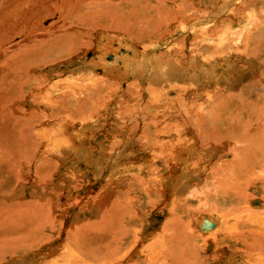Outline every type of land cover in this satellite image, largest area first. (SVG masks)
I'll use <instances>...</instances> for the list:
<instances>
[{"label": "bare ground", "instance_id": "obj_1", "mask_svg": "<svg viewBox=\"0 0 264 264\" xmlns=\"http://www.w3.org/2000/svg\"><path fill=\"white\" fill-rule=\"evenodd\" d=\"M16 1L25 2L26 0H0V16H2V17H0V50L4 49L3 48L4 45L2 47V41H4V42H7L8 40L10 41V39H12V37L19 34L18 32L13 31V29H15L16 27L18 28V25L21 26L22 24L23 25L26 24L27 26H25V27H28V28L24 29V32L21 34L22 36L29 34V33H32V31H33L32 29H34V31H35V28H37V27L40 29H39L38 33H36L37 31H35L28 36L26 35L27 37L31 36V40L33 41L32 43L30 42L31 44L28 43V45H27L24 43V41H23L24 45L20 44L17 47L18 43L15 44L16 49H13L12 53L10 52V54H13V55H11L12 60L13 59H26L27 57H29L28 52H30L32 59H30L29 61L30 62L32 61L33 63H35L34 65L36 67V64H39L43 61H46L47 58L52 59L51 57L56 56L59 53L57 50L61 49L67 53L68 51L71 52V51L79 48V45L81 43V35H84L83 32L82 33L81 32L80 33L70 32L71 30L69 31V28L63 30V32L57 31V30L53 29V27L55 26V23H52V26L49 29H44L43 26H45L44 25L45 23L44 24L42 23V21H43L42 19H44V17L46 18V15L41 16L40 14H37L33 9H29L27 11H18L16 9V6L19 4L16 3ZM102 1H104V4L108 5V6L109 5H111V6H113V5L118 6L119 5L120 6L121 4H123L121 6L125 7L124 4H127V5L129 4V9L130 8L131 9L126 10L127 14H125V15L128 17V19H126V20H134V21L136 20V22H139V23L144 21V19H142L143 15H141L143 13V11L145 10V12L147 13L148 9H150V4H149L150 0H120L119 3H114V0H102ZM164 1H166V0H164ZM231 1L232 0H227V2H225V0H224V2H223V4H225L224 7H226L227 4H230ZM28 2H30V1H26V3H28ZM32 2H34V1H32ZM37 2H39V1H37ZM37 2H35V3H37ZM155 2H156V0H155ZM167 2H168V0H167ZM262 2H264V0ZM44 3H46V2H44ZM49 3H51V2H49ZM66 3H67V1L65 2V4H63V1H61V3L60 2L58 3V5L56 4V7L52 10L53 13L51 12V10H49L51 14L48 13L49 15H47V16L54 15L55 11H57V12L61 11V14H62L64 9L66 8ZM99 3H100V1H97V0H80L74 7H72V10L70 12H67L68 9H67V11L65 10L67 13H69L67 20L71 19L72 20L71 24H73V25L78 24L80 26H86V25L88 26L87 23H90V20L92 21V23L93 22L95 23L96 19H95L94 15L99 14V11H97L96 8L98 6L99 7L102 6V5H99ZM172 3H174V2H172ZM38 4H37V6H38ZM160 4H161V2H160ZM82 6H84V7H82ZM93 6L94 7L97 6V7L93 8ZM19 7H18V9H19ZM39 7H41V3H40ZM45 7H46V5H45ZM41 8H43V7H41ZM105 8H107V6H105L104 9ZM163 8H164V6H163ZM98 9H100L101 12L103 11V10H101V8H98ZM156 9H158V8H156ZM4 10H7L6 14L3 12ZM44 10L46 11V8ZM80 11H81V13H80ZM106 11H107V9L105 11H103V13ZM124 11H125V8H124ZM159 11H160V9H159ZM152 12H153V10H152ZM222 13H224V12H222ZM231 13H232V11L229 14H231ZM260 14L262 15L263 13H260ZM125 15H124V17H126ZM213 15H217V14H213ZM19 16H22V17L18 18V19H11L10 18V17L14 18V17H19ZM92 17H93V19H90ZM261 18H263V16H261L260 19ZM104 20H106V19H104ZM115 21H117V20H115ZM151 21L153 22V19H151L148 22H151ZM119 22H121V21H119ZM148 22L145 24H148ZM153 23H155V22H153ZM153 23H151V24H153ZM181 23L186 24V22L184 23V20ZM252 23H250V25H247V28L244 29L246 32L243 29H241L242 31H239L237 33V35H239V37H237V35H236V38H234V42H235L234 44H235L236 48L243 47L244 50L247 49L248 47H254L253 50L248 51V54H249L250 59H255L254 55H255L257 49H259L260 46L264 45V33H260V31H259L256 35V39H255L254 44H253V38H254L253 33L255 31L257 32L259 30L258 28H260V26L259 25L256 26L255 23L251 26ZM151 24H149V25H151ZM262 24H263V22H262ZM66 25H68V24H66ZM134 25H135V23H134ZM254 25H255V27H254ZM60 26H63V23ZM137 26H138V23H137ZM142 26H144V25H142ZM262 26H261V28H262ZM71 27H72V25H71ZM148 27L146 29H148ZM128 28H130V26ZM203 28H205V27H202L201 29H199V28L195 29L193 32H199ZM80 29H82V28L80 27ZM143 29H145V28H142V30ZM29 30H31V31H29ZM72 30H73V28H72ZM15 31H18V30H15ZM73 31H75V30H73ZM172 32H173V30H172ZM169 34H170V32H169ZM22 36H20V37H22ZM114 39L111 41V43L108 42V44H106V45L102 44L99 46L101 54L103 56L101 55L102 57L100 58V60H102V61L98 62V64L101 67H104L103 72H105V76L96 77V78L93 77V78H90L91 80L88 79V77L87 78L86 77H80V78H78V80H74V82H71V83L69 82V84L67 83L68 86H65L64 88L62 87V89H61L62 92L60 91V89H58L57 87L54 86L53 89H54L55 93H57V95H55L56 97H54V95L53 96L51 95L50 97L47 98L48 103L44 102V105L39 104V109L36 111L37 113L29 114L27 112V110H24L22 108L25 105H23L21 107L15 105V100H17L15 98H17V97L13 96V94H12L13 91L20 93V91H23L24 88H26L30 85V82H34V80H35L34 77L30 75L33 73H29L30 71H32L34 66H32V65H31L32 67H29V65H16L15 66V65H12V60L6 61V64H11V65L7 66V68L8 67L9 68L5 72H3V74H1L2 80L3 81L6 80L8 83L5 84V82L3 83L0 81V93H1L0 94V180L1 181L3 179H5L8 175L9 176L15 175L14 172H13L14 174H11V170L15 167L16 168H19V167L23 168L25 166V164L30 161L29 163H34L35 164L34 166L38 165V169H39V168H41V163H43L44 161L45 162L47 161L46 164H49L48 163V160L50 159L49 155H55L56 154L55 151H59V153H61L60 150L62 149V146H58V145L61 144L62 139H60L59 136L62 135L63 138L66 137L64 135L65 130H68L72 126L75 127L74 124L77 123V122L73 123V120H72L73 117L71 114L65 113L66 109H65L64 102L66 100H69L71 97H74V95L77 91L78 92H77L76 97L80 96V95L84 96V98H86V100L84 99V101H86V102L89 101L91 104H93V103H95L93 100L94 97H96V99H99V100H100V98L109 97V93L104 92V90H102V89L108 88L109 90H113L112 87L114 85H116L117 81L118 80L120 81L124 76L126 78H128L129 76H133V77H135V79L141 77V69L138 67V66L141 67V62H139L137 64V66H135L136 64L132 63L134 65V67L130 68V67H128L129 66L128 62H130L128 58H124V62L122 60V62L124 63L122 66H124L125 69H119L118 68V66L121 63L120 61L119 62L115 61L116 65L110 64L112 66L108 67L109 64L106 61V58H105L106 54H104V52H107L109 49H112L114 43H117L119 45L123 43V40L122 41L118 40L120 42H117ZM232 39L233 38H231V41H230L231 43H233ZM9 41L7 42V44L9 43ZM11 42H13V41H11ZM239 42L242 44V46L239 45ZM83 45H84V43H83ZM94 45H96V44H94ZM98 45H99V43H98ZM124 45L127 46V44H125V43H124ZM152 45H154V44L152 43L148 47L143 48V51L148 50L149 48L152 47ZM230 46L232 47V44ZM45 47H48V49L43 50V48H45ZM117 48L118 49L124 48V50H131L132 49L133 51L139 53V51H138L139 48L137 49L135 46H132V48L130 46L129 47L118 46ZM7 51H9V49H7ZM116 51H117V49L112 50V52H114V53ZM32 52H36V55H39L40 57H42V59L37 58V57L35 58L34 57L35 55L32 54ZM114 53L109 52V54H114ZM138 53H137V55H138ZM169 53L166 52L165 55H167ZM116 54H117V52H116ZM116 54H114V56ZM170 54L168 56H170ZM122 55H120V56H122ZM161 56H160V60H161ZM130 57H132V56H130ZM157 57H159V56H157ZM165 58L162 56L163 60ZM120 59H121V57H120ZM122 59H123V57H122ZM118 60H119V58H118ZM29 61H27V62H29ZM204 61H205V59H204ZM1 63L4 64V62H2V61H1ZM125 63H126V65H125ZM163 63L165 65V67H167L168 70H170L171 72L178 70V69H176L177 67H175V69H174V63H173L172 59L169 61L164 60ZM113 65L117 66V67H113ZM193 66H194V64L191 65V69L193 70V73H198V72L202 71V68L198 69L196 65L193 68ZM121 68H123V67H121ZM196 68H197V70L194 72V70ZM0 69H1V67H0ZM5 69L6 68H4L3 70H5ZM88 69H89V67H88ZM153 69H155V67ZM158 69H159V67H158ZM187 69L188 68L186 67V69L184 68L183 71H186ZM208 69H210V68H208ZM214 69H215V66H214ZM179 70H181V69L179 68ZM156 71H158L157 68H156ZM170 71H169V73H171ZM226 71H230V69H226L225 72ZM91 72H92V70H91ZM190 72H191V70H190ZM213 72H215V71H213ZM223 72H222V74H223ZM203 73H205V72H203ZM209 73H210L209 76H211L213 79L215 77L213 74H215V73H211V72H209ZM157 74L158 75H156L155 77H159L160 80H163V81H164L163 78L165 77V75H167L166 71H163L162 69H161V72H159ZM199 74H196V75H199ZM221 75L218 78H221L224 76V74L222 76ZM260 75L261 74H260V69H259V72L257 73V75H255V76L253 75L254 77H252V78L257 80ZM194 77L197 78L196 81H198L199 83L202 82L200 80V78H198L197 76H194ZM194 77H193V79H194ZM216 77L214 78V81L219 82V80L216 79ZM147 78H148V80H150L149 77H147ZM263 79H264V74L261 75V77L259 79V84L264 86V80ZM37 81H39V80H37ZM139 81H141V80H139ZM189 81H190V79H189ZM141 83L142 82H138V81H137V83H131L126 88L125 92H129L131 94V96H133V94H135L138 97V94H139L138 92H140L141 90L145 91L147 89V88L143 89V86L141 87ZM253 83L256 85V82H253ZM201 84H203V83H201ZM125 85H127V84H125ZM119 86H121V85H119ZM168 86H169V83H168ZM157 87H160V86H157ZM178 87H179V89L181 88L180 86H178ZM227 87H229V88H227ZM165 88H166L168 95H170L169 92L171 90H173V88H169V89H167V87H165ZM193 88H195V89L192 90L190 88L189 89H187V88L182 89L181 88L183 92H180L181 94H179V97L177 99H179V98L186 99V97H188L189 100L186 104L181 103L179 105V107L181 108V113L179 115H175L174 112L171 111L172 103H171V98H170L169 101L167 100L166 107L164 109H162V111L156 110L157 108H155V112H153L152 110L154 108H149L150 104L144 105L143 108H144L145 114H148L149 116H151V123L150 124H146V126H145V124H143V121L141 120L143 117V116H141L142 114L140 115L141 117L136 114L135 116H133L129 120V122L126 123V127L129 128V130H131V131L135 130L134 133L136 131L140 130V128H138V127L135 128V126H134V123L137 121V118H136V116H137L138 119L141 118V119H139L140 122H138V123L143 124V125L141 124L142 126H144L143 132L147 131L148 129L150 130L151 127L153 129L150 133H148L146 135V138L144 141L141 140V138L139 137L142 145H144V147H146V149L142 150V148H141L139 150H142L144 152V154L147 155V160L149 158V161L145 162L143 168L141 167L142 174L139 175V177H137V181H138L137 186L139 188L138 190L140 191V193L138 191L139 195L136 199V201L138 202V205L136 206V208H135L136 203H135V205H133V204H131L133 202L127 203V200H125L124 202H121V201H118L117 203L113 202L116 204V207L113 208V211H115V212H113V211L111 212L114 214L112 216H110L111 217L110 220H107V224L104 227L102 226L103 223L100 224L102 227H98V229L96 228L97 226L95 227L97 234L93 235L92 233H89L86 231L89 234L87 236H85L83 234L85 231H83V230H85L86 228L84 229L83 228L84 226H82V224H81L83 230H81L82 229L81 228L80 229L81 232H80L78 230L79 228L77 229L80 232L81 237H79V234H78L79 232L77 230H75L78 232V233L76 232L78 236L75 233L77 240L75 239V241H73L72 244H64L62 246H58L57 248H54L53 251H50L48 254H45L44 257L42 258L45 260V262H43V264H88V263L99 264L98 262L94 263L93 260L102 261L100 264H204L203 259L205 257L209 258L210 256L211 257L215 256L217 254L216 253L217 248L221 249V246H222L221 243L223 241L225 242L226 238L229 237L230 234H233L235 232L236 228H238V227L240 228V226H243L244 228L247 227V231L249 233L248 235H249L250 239H252V241L248 243L246 241L247 240L246 237L248 236L247 235L245 237L246 239L243 240L244 245H246L248 247V251L250 252L247 254L244 251L248 256L247 259L253 260L254 261L253 264H264V211H263V213L256 214V213H254L255 211H253V209L251 210V208L254 205L256 207L261 208V209L263 207V209H264L263 203L259 198L254 197L255 201H252V203H250L253 205L250 208V210L247 209L248 210L247 211V210H245L246 208L244 207V204L246 202H248V198L251 200L252 195H251V193H249V190H250L249 188L252 185L256 184L257 181H261V184L264 185V132H259V130H258L259 133L256 135L252 122L251 121L247 122V127H245V130H244L245 131L244 136H245V134L248 137H251V135L254 136V139L256 138L257 140L260 141V144L258 146L256 145L257 143L256 144L254 143V139H253V141L251 140L253 137L251 139L248 138L249 139L248 140L245 138L242 139V137L237 135V133H238L237 122L235 121V119L232 118L233 111L236 112V109L233 107V103L230 102V100L234 101L235 92L233 91V89H231V85L230 86H229V84L228 85L226 84L223 86L217 85V86H213V89L207 88V90H205L206 89L205 88L204 89L205 91L202 90L200 87L199 88L193 87ZM118 89H119V91H122V89H120V88H118ZM152 89H153L152 92L154 91L156 95L161 94V91L159 88H152ZM256 89H257V87H255L254 89L244 88L243 91L248 92V90H250L251 91L250 93L253 92L254 95H256L258 97L260 96L262 98V101H263L264 100V92L263 93H261L259 91L255 92ZM33 91H34V89L30 90V93L33 94V96H34L35 92L33 93ZM163 92H165V91H163ZM148 95H150L149 97H151V94H148ZM141 96L142 95H140V98H141ZM161 96H162V94H161ZM110 97L112 98V95ZM165 97H166V95L164 97H160V98L164 99ZM154 98H153V102L155 100L159 99V97L158 98L156 97L155 100H154ZM23 99H25V98H23ZM26 99H27V97H26ZM29 99H30V97H29ZM42 99H43V95H42ZM135 99H137V98H135ZM37 100L38 99H36V101ZM58 100H60L61 104H55L54 105L53 103L57 102ZM149 100L152 101L151 99H149ZM44 101H45V99H44ZM75 102H73V103H75ZM181 102H183V101H181ZM23 103L24 102H22V104ZM79 103L80 102H78V105H79ZM135 103H136V100H135ZM16 104H18V103H16ZM31 104H32V101H31ZM45 104H47V105H45ZM164 105L165 104H163L162 107H164ZM176 105H178V104H176ZM256 105H258V104H256ZM42 106L44 107V109H41ZM154 106L156 107L155 104H154ZM70 107L71 106L69 104V108ZM158 107H160V105ZM140 108H141V106H140ZM245 108H247V107H245ZM174 110H176V109H174ZM257 110H258V108H257ZM9 111L13 115H15L17 120H19V121H20V116L23 117L22 121H21L22 127L21 126H17V127L20 129V132H22L24 138L22 136L20 137L21 133L18 130V132L20 133L19 137L22 139H21V141H20V139L19 140L17 139L18 140L17 144L14 143L16 138H13V137H16L15 134L13 133V131H14V128L16 127L17 122L15 123V121L12 120L11 114ZM68 111H70V110H68ZM139 111H141V110H139ZM71 113L73 114V112H71ZM148 115H146V116H148ZM235 116L236 115H234V117ZM128 119H129V117H128ZM81 120H83V119H81ZM263 120H262V122H263ZM7 121H9L10 123H8ZM41 123H44V125H45V123H47V124H50V126L48 127L46 125L47 128L42 130L41 129L42 127L40 128ZM242 123H243V121H242ZM87 128H90V127H87ZM91 128H92V126H91ZM21 129H22V131H21ZM23 130L25 131V133L23 132ZM185 131H189L188 136L185 135ZM263 131H264V129H263ZM193 132H195V133L193 134ZM51 133H54V134H51ZM24 134H26V138H25ZM34 137H35V139H34ZM76 137H77V135H76ZM129 139L130 138L128 137L126 141H128ZM135 139H136V137H135ZM67 140H69V138L66 137L65 141H67ZM131 142L133 144V141H131ZM134 142H135V140H134ZM239 142H241L243 144L241 146L240 145L238 146L237 144H239ZM250 142H252L251 145H253V146L255 145V147H253V148L251 147L252 149H250V147H249ZM256 142H258V141H256ZM12 143L17 150V156L13 162H10L9 161L10 159L8 158V152H10L9 146ZM44 143H46V144H44ZM122 143H123V141H120V144H122ZM126 144H127V142H126ZM130 144L131 143H128L126 145V147L129 148ZM132 144H131V146H132ZM118 145L116 147H118ZM74 147H75V145H74ZM116 147L111 152L110 151H108V152H110V154H112L113 151L116 149ZM158 149H160V150L158 151ZM167 149L169 150V153H167L165 155V151ZM201 149L203 151H201ZM146 150H147V153H145ZM125 151L126 152H125L124 156L126 157L127 151H130V150H125ZM12 152H13V150H12ZM93 152H94V150H93ZM201 152H203V153H201ZM219 153H220V155H219ZM11 155H10V157H11ZM161 156H163L165 159L169 160L168 165H167L168 167L165 168V171H163L164 170L163 169L162 170L163 172L160 171V173L157 174V171L160 168V166H158V164L156 163V160H158V158ZM108 157L109 156L107 154L106 158H108ZM12 158H13V155H12ZM46 158H48V159H46ZM122 160H124V159H122ZM160 160H162V157L160 158ZM29 163H27V164H29ZM114 165H116V164H114ZM31 167L34 168L33 166H31ZM104 167H105V165H104ZM102 171H103V169H102ZM15 172H16L18 179L25 173L24 169H21V170L15 171ZM16 175L14 177H16ZM162 175H164V176L167 175V177L169 179L163 180ZM179 179H181V181H180L181 183H179ZM133 180H135V182H136V178H134ZM162 180H163V183H165L166 180H168L167 187H170V186H168L170 182H172V184H173V181L178 180V182H174V183H176V187H175L176 189L170 190L169 188L166 189V187L163 188V186L166 184L162 185L161 184ZM131 182H134V181L131 180ZM122 183H124V182H122ZM128 183L130 184V182H128ZM126 187L124 189L125 193L127 192ZM171 188H172V186H171ZM130 189L132 190V188H130ZM131 190H128V191H131ZM118 192H119V190H118ZM113 193H111V194L113 195ZM120 193L125 194L123 191ZM121 194L118 193L117 198L119 195L121 196ZM247 194H248V197H247ZM126 195H128V192ZM130 196H131V194H130ZM110 197H108V199L111 200ZM127 198H128V196H127ZM105 199L107 200V198H105ZM117 200H119V199H117ZM30 201H32V199ZM107 201H109V200H107ZM114 201H115V199H114ZM110 202L111 201H109L108 203L110 204ZM144 202H148V203L161 202L160 204L162 205V211H167L166 221H165V223H163L160 231L158 233L153 234V235L151 233L150 236L144 232L145 224H144V220L141 217L142 216L141 213L143 211L141 209V205H144ZM28 203H32V202H28ZM20 206L23 207V205H21V204H20ZM109 206L111 207V205H106V207H109ZM12 208H11L12 210L11 209L9 210V207H8V210H5V211L3 209V212L0 214V218H3L5 220H9V218H10L9 214L11 215V213H12V218L13 219L16 218V219H14L16 222H14V221L12 223L5 222V224L3 226H0L1 227L0 228V260L4 259V257H5L4 253L6 251L7 252L8 251H10V252L14 251V253H19L20 250H22V251L26 250L27 251L28 249H33L34 247H36V245L39 243V241H36V238L39 236H44L45 230H47V229L52 230L54 228V225L56 224V221H57L56 218L58 217V215L55 214L54 211L52 210L53 207L51 208V212H49L47 215H45L46 217L44 216V218H42L40 216L41 214H43V212L39 211V213L41 212L39 214L40 218L38 217V220L36 219L38 222L36 224L32 225L33 223H35L36 220L32 219V220H35L32 223V220H30V219L34 218V217L31 216V214L32 215L37 214V213H32V212H34V209L32 210V208L29 209V207L28 208L25 207L24 211H20V210H14V208H16L14 206ZM44 208L47 209L49 207H46L44 205ZM70 210L71 209H67L61 215L62 217H65L64 220L68 216V213ZM35 211H37V210L35 209ZM44 211H46V210H44ZM44 214H46V213H44ZM214 215H217V217L215 218ZM25 218H28L27 219L28 222L25 220ZM199 219H203L201 224L198 226L200 231H198V229H197V223H199L198 222ZM20 220L24 221V223L23 222L20 223ZM64 220H63V223H64ZM2 221L3 220H1V222ZM25 221H26V223H25ZM217 221L220 224V228H219V232L216 233V236L208 235L206 233H202L203 231L201 229L210 230V231L216 229L218 227ZM72 223H74V222H72ZM250 223H251L252 227L249 228L248 226H250L249 225ZM85 224H89V221ZM96 224H98V222ZM241 229L242 228H240L239 230L241 231ZM70 230L72 231V225L70 226L69 231ZM91 230L93 231V229L89 228L90 232H91ZM243 231H244V229H243ZM93 233H94V231H93ZM212 233L214 234L215 232L213 231ZM238 233H241V232H238ZM242 234L245 235L246 231H244ZM72 236H74V234ZM236 236H239V234ZM32 238H34V239H32ZM44 238H46V234H45ZM215 239L216 240L218 239L217 244L213 243V242H215L214 241ZM239 240H241V239H239ZM71 241H68V242H71ZM184 245H186V246L192 245L193 246L194 250H192V251H195L194 252V261H193V259H192V261H190L191 259L186 260L188 258L184 259L183 255L185 254L184 251L186 250L183 247ZM192 246L191 247L189 246V248L191 249ZM186 248H188V247H186ZM175 250L176 251L181 250L180 253L182 255L181 256L178 255L180 253H178V251H177L178 254L177 253L176 254L178 256H176V257L173 256ZM192 251H189V252H192ZM209 252L212 254L210 255ZM14 253H12V254H14ZM207 253H209V255H207ZM204 254H206L207 256H205ZM219 254H220V252H219ZM48 256L50 258L56 257L58 259L57 260L51 259L48 261V259H47V258H49ZM243 256H245V255H243ZM185 257H188V255ZM190 257H192V256H190ZM211 257H210V259H211ZM85 258L88 259V261L85 260Z\"/></svg>", "mask_w": 264, "mask_h": 264}, {"label": "rangeland", "instance_id": "obj_2", "mask_svg": "<svg viewBox=\"0 0 264 264\" xmlns=\"http://www.w3.org/2000/svg\"><path fill=\"white\" fill-rule=\"evenodd\" d=\"M26 1H30V2L26 3ZM26 1L25 2L16 1V3L19 4L16 6V9L18 11H27L29 9H33L37 14H40L41 16L46 15V18L44 17V19H42L43 20L42 23L43 24L45 23L44 24L45 26H43L44 29H49L52 26V23H55V26L53 27L54 30L63 32V30L69 28V31L71 30L70 32H76V33H80V32L82 33L83 32L84 35H81V43L82 44L80 43L79 48L76 49L77 51L73 50L71 52L68 51L66 53L64 50H61V49L57 50L59 53L56 56L51 57L52 59L47 58L46 61H43L39 64H36V67H35V65H34L35 63H33L32 61L31 62L29 61L30 59H32L30 52H28L29 57H27L26 59H13V60L11 57V55H13V54H10V52L12 53L13 52L12 50L16 49L15 44H17V43H18L17 47L20 44L24 45V43H25L28 45V43H30V42L32 43L33 41L31 40V36H29V37H27V36L32 34L35 31H37L36 33H38L40 28H38V27L35 28V31H34V29H32L33 30L32 33L26 34L27 36L21 35L24 32V29L28 28V27H25V26H27L26 24H24V25L22 24L21 26L18 25V28L16 27L15 29H13L14 32H18L20 35L18 34L16 36L12 37V39H10V41L8 40L9 41L8 44H7L8 41L7 42L2 41V47L4 45V47H3L4 49L0 50V56L2 57V58L0 57V67H1V69H0V81L3 83L5 82V84L8 83L6 80H4V81L2 80L1 74H3V72H5L9 68V67L7 68V66L11 65V64H6V61H9V60H12V65H15V66L16 65H29V67L34 66L33 69L31 68L32 71H30L29 73H33L30 75L33 76L35 79L34 82H30V85L28 87L24 88L23 91H20V93L13 91V93H12L13 96L17 97V98H15V99H17V100H15V105H17L19 107L25 105L22 108L24 110H27V112L29 114L37 113L36 111L39 109V104L44 105V102L48 103L47 98L50 97L51 95L52 96L54 95V97H56L55 95H57V93H55V91L53 89L54 86L57 87L58 89H60V91H61L62 87L64 88L65 86H68L67 83L69 84V82L70 83L74 82V80H78V78H80V77H86V78L88 77V79H90L93 77L96 78V77L105 76V72H103L104 67H101L98 64V62L102 61V60H100V58L103 56L101 54L99 46L102 44L106 45V44H108V42L111 43V41L114 38H115L114 40H116L117 42H120L123 40V43L120 45L117 43H114L112 49H109L107 52H104V54H106L105 55L106 61L109 64L108 67L112 66L110 64L116 65L115 61H117V62L120 61L121 63L118 66V68L119 69H125V67L122 65L124 64L123 63L124 58H128L130 61V62H128V64H129L128 67H130V68L134 67V65L132 63L136 64L135 66H137V64L139 62H141V67L138 66L141 69V77L136 78L137 79L136 80L135 77H133V76H129L128 78H126L124 76L123 77L124 79L123 78L121 79L122 81L118 80L117 84L112 87L113 90H109L108 88L102 89V90H104V92L109 93V97L100 98V100L96 99V97H94L93 100L95 103H93V104H91L89 101H87V102L84 101V99L86 100V98H84V96L80 95V96L76 97L77 92H78L77 91L75 93L74 97H71L69 100H66L64 102L65 109L67 111V112L65 111V113L71 114L73 117L72 118L73 123H75V122H77V123L74 124L75 127L72 126L73 128L71 127L68 130H65L64 135L67 138H69V140L65 141L66 137L63 138V136L60 134L62 137L61 136H59V137H60V139H62V142L58 146H62V149L60 150L61 153H59V151H55V153H56L55 155H49V157H50V159L48 160L49 164H46L47 161L46 162L44 161L43 163H41V168H39V169H38V165L34 166L35 164L29 163L30 161L27 162L29 164L26 163L27 165L25 164V166L23 168L22 167L13 168L11 170V174L15 173V175H16L15 171L24 169L25 173L20 177L21 179L20 178L18 179L17 175H16V177H14L15 175H10V176L8 175L2 181L0 180V214L3 212V209H4V211L8 210V207H9V210H10L14 206V207H16V208H14V210H20V211H24L25 207H27V208L29 207V209L32 208V210L34 209V212H32V211L31 212L37 213V214L36 215L31 214V216H33L34 218H31L30 220H32V219L38 220V217L40 218V216L42 218H44L45 215H47L49 212H51L52 207H53L52 210L54 211V213L58 215V217L56 218L57 221H56V224L54 225V228L52 230H50V229L45 230L44 236L46 234V238H44V236H39L36 238V241H39V243L36 245V247H34L33 249H28L27 251L26 250H23V251L20 250L19 253H14V251L13 252H10V251L7 252L6 251L4 253L5 254L4 259L0 260V264H23V263L24 264H43V262H45V260L42 258L44 257L45 254H48L50 251H53L54 248H57L58 246H62L64 244H72V242L75 241V239L77 240L75 233L78 230L80 231L82 226H84L83 227L84 229L85 228L87 229V230L86 229L83 230V228L81 229V230L85 231L84 233L82 232L85 236H87L89 233H92L93 235L97 234L96 228L98 229V227H102V226L104 227L107 224V220H110V218H111L110 216H112L114 214L111 212L113 211V208L116 207L115 203H117L118 201L124 202L125 200H127V203L133 202V203H131L133 205H135V203H136V205H135V208H136V206L138 205V202L136 201V199L140 193V191L138 190L139 188L137 186V182H138L137 177H139V175L142 174L141 167L143 168L145 162L149 161V158L147 160V155L144 154V152L142 151L143 149H146V147H144V145H142V143L140 142V138H141V140L144 141L146 138V135L153 130L151 127L150 130L148 129L147 131L143 132L144 126H142V125L145 124V126H146V124L151 123V116H149L148 114H145V111L143 108L144 105L150 104L149 108H154L152 110L153 112H155V108H157L156 110L162 111V109H164L166 107L167 100L169 101L171 98V103H172L171 111L174 112L175 115H179L181 113V108L179 107V105L181 103L186 104L189 100L188 97H186V99H181V98L177 99L179 97V94H181L180 92H183L182 89H184V88L189 89L190 88L193 90V89H195L193 87H198V88L200 87L202 90H204L205 88H206L205 90H207V88L213 89V86H217V85L223 86V85L229 84V86L231 85V89H233V91L235 92V99H234V101L230 100V102L233 103V107L236 109V112L233 111L232 118L235 119V121L237 122V128H238L237 135L242 137V139L243 138L251 139L253 137L251 139L253 141L254 136L251 135V137H248L246 134L244 136V133H245L244 130H245V127H247L248 121L252 122L256 135L259 132H264L263 131V129H264V123H263L264 122V120H263L264 119V102L263 101L264 100L262 101V98L260 96L258 97L256 95H254L253 92L250 93L251 92L250 90H248V92L243 91L244 88L254 89L255 87H257L255 92H258V91L261 93L264 92V86L259 84V79H260L261 75L264 74V45L260 46L259 49H257V51L254 55L255 59H250L248 51L253 50L254 47H248L247 49L244 50L243 47L236 48V46L234 44L235 43L234 38H236L237 33L239 31H242L241 29H243V30L246 29L247 25H250V23H252V22L253 23L251 24V26L254 23L256 26L257 25L260 26V28H258L259 30L257 32L255 31L253 33V35H254L253 44H254V41L256 39L257 33L259 31H260V33H264V19H263L264 18V2H262L263 0H232L230 2V4L226 5V7H224L225 4H223L224 0H168V2H167V0L166 1L156 0V2H155V0H150L149 1L150 9H148L147 13L144 10L143 13L141 14V15H143L142 19H144V21H142L141 23L136 22V20L135 21L134 20H126V19H128V17L125 15V14H127L126 10L131 9V8L129 9V4L128 5L124 4L125 7L121 6L123 4H121L120 6L119 5L118 6L109 5L110 6L109 7L108 5L104 4V1L97 0V1H100L101 4L99 3V5H102V6H100V7L99 6L98 7L93 6V8L97 7L96 10L99 11V14L94 15L95 19H96L95 23L94 22L92 23V21L90 20V23H87L88 26L87 25L86 26H80L78 24L73 25V24H71V21H72L71 19L67 20V17L69 16V13H67V12H70L72 10V7H74L80 0L79 1L78 0H70V1L69 0H37L39 2H37L36 0H26ZM32 1H34V2H32ZM61 1H63V4H65V2L67 1L66 8L62 12V14H61V11H59V12L55 11L54 15L47 16V15L51 14L49 10H51V12L53 13L52 10L56 7V4L58 5L59 2L61 3ZM35 2H37V3H35ZM44 2H46V3H44ZM49 2H51L52 4ZM119 2H120V0H117V1L114 0V3H119ZM160 2H161V4H160ZM172 2H174V3H172ZM225 2H227V0H225ZM40 3H41V7H43L44 9L46 8L47 12L43 8L39 7ZM37 4H38V6H37ZM45 5H46V7H45ZM105 6H107V8L104 9ZM163 6H164V8H163ZM18 7H19V9H18ZM82 7H84V6H82ZM98 8H101V10H103V11H105L107 9V11L103 13V11L101 12L100 9H98ZM124 8H125L126 12L124 11ZM156 8H158V9H156ZM67 9H68V11H67ZM159 9H160V11H159ZM152 10H153V12H152ZM231 11H232V13L229 14ZM3 12L6 14L7 10H4ZM222 12H224V13H222ZM80 13H81V11H80ZM260 13H263V14L261 15ZM213 14H217V15H213ZM259 14L261 16H263V18L260 19L261 16ZM124 15L126 17H124ZM0 17H2V16H0ZM21 17L22 16L14 17V18L10 17V18L11 19H18ZM90 19H93V17ZM104 19H106V20H104ZM151 19H153V22H155V23H153L152 21L148 22ZM115 20H117V21H115ZM118 20L121 21L122 23L119 22ZM183 20H184V23L186 22V24L181 23ZM147 22H148V24H145ZM262 22H263V24H262ZM62 23H63V26H60V25H62ZM134 23H135V25H134ZM137 23H138V26H137ZM151 23H153V24H151ZM66 24H68V25H66ZM149 24H151V25H149ZM71 25H72V27H71ZM142 25H144V26H142ZM255 25H254V27H255ZM129 26H130V28H128ZM261 26H262V28H261ZM80 27L82 29H80ZM147 27H148V29H146ZM202 27H205V28H203L199 32H193L195 29H198V28L201 29ZM72 28L75 31H73ZM142 28H145V29L142 30ZM15 30H18V31H15ZM172 30H173V32H172ZM29 31H31V30H29ZM169 32H170V34H169ZM20 36H22V37H20ZM237 37H239V35H237ZM231 38H233L232 39L233 43L230 42ZM118 40H120V41H118ZM11 41H13V42H11ZM23 41H24V43H23ZM97 42L99 43V45ZM83 43H84V45H83ZM124 43L127 44V46L124 45ZM152 43L154 45H152L151 48L143 51V48L148 47ZM94 44H96L97 46ZM231 44H232V47L230 46ZM239 45L242 46V44L240 42H239ZM118 46H121V47L122 46L123 47H129L130 46L131 48H132V46H135L137 49L139 48L138 49L139 53L133 51L132 49L131 50H124V48L118 49L117 48ZM7 49H9V51H7ZM45 49H48V47L43 48V50H45ZM113 49H117V51H116L117 54H116V52L115 53L112 52ZM109 52L114 53L116 55L114 56V54H109ZM166 52H168V53L170 52L171 53V54L169 53L170 56H168L169 54L165 55ZM137 53H138V55H137ZM32 54L35 55L34 56L35 58L37 57V58L42 59V57H40L39 55H36V52H32ZM120 55H122V56H120ZM161 55L164 58L166 57L164 59L165 61H169L172 59L173 63H174V69H175V67H177L176 69H178V70H175L174 72L173 71L171 72L170 70H168V68L165 67V65L163 63L164 60L162 59ZM130 56H132V57H130ZM157 56H159V57H157ZM160 56H161V60H160ZM117 57L119 58V60ZM120 57H121V59H120ZM122 57H123V59H122ZM204 59H205V61H204ZM122 60H123V62H122ZM1 61L4 62V64L1 63ZM27 61H29V62H27ZM192 64H194L193 68L196 65L198 69L202 68V71H200L198 73H193V70L191 69ZM114 65H113V67H117ZM125 65H126V63H125ZM214 66H215V69H214ZM88 67H89V69H88ZM121 67H123V68H121ZM154 67H155V69H153ZM158 67H159V69H158ZM186 67L188 69L186 71H183V69L184 68L186 69ZM2 68L3 69L6 68V69L3 70ZM156 68L158 71H156ZM160 68L163 71H166V73H167V75H165L166 78L165 77L163 78L164 81L160 80L159 77H155L156 75H158L157 73L161 72ZM179 68L181 70H179ZM197 68L194 70V72L197 70ZM208 68H210V69H208ZM226 69H230V71L225 72ZM259 69H260L261 75L256 80L252 77L257 75V73L259 72ZM91 70H92V72H91ZM190 70L192 73L190 72ZM169 71L171 73H169ZM208 71L211 73H215L213 75L215 77L217 76L216 79H218L219 82L214 81L215 77L212 79V77L209 76L210 73ZM213 71H215V72H213ZM203 72H205V73H203ZM222 72H223L224 76L221 78H218V77H220ZM196 74H199V75H196ZM194 76H197L198 78H200V80L202 81L201 83H203V84L196 81L197 78H195ZM147 77H149L151 81L148 80ZM193 77H194V79H193ZM189 79H190V81H189ZM37 80H39V81H37ZM139 80H141V81H139ZM137 81L142 82L141 87L143 86V89H146V88L147 89L145 91L141 90L140 92H138L139 93L138 97L135 94H133V96H131V94L129 92H125L126 88L131 83H137ZM253 82H256V85ZM168 83H169L170 87L168 86ZM125 84H127V85H125ZM119 85H121V86H119ZM157 86H160V87H157ZM178 86H180L182 89L181 88L179 89ZM165 87H167V89L173 88V90H171L169 92L170 95H168ZM118 88L122 89V91H119ZM152 88H159L162 96H161V94L156 95L154 91L152 92V90H153ZM227 88H229V87H227ZM32 89H34L33 93L35 92L34 96H33V94L30 93V90H32ZM163 91H165L166 93ZM148 94H151V97H149L150 95H148ZM42 95H43V99H42ZM111 95H112V98L110 97ZM140 95H142L141 98H140ZM165 95H166V97L167 96L168 97L167 98L165 97L164 99L160 98V97H164ZM155 96L157 98L159 97V99L155 100V98H156ZM26 97H27V99H26ZM29 97H30V99H29ZM23 98H25L26 100ZM135 98H137V99H135ZM153 98L155 100L154 101L155 103L153 102ZM36 99H38L39 101L38 100L36 101ZM44 99H45V101H44ZM149 99H151L152 101H150ZM135 100H136V103H135ZM31 101H32V104H31ZM77 101L80 102L79 105H78ZM181 101H183V102H181ZM22 102H24V103L22 104ZM73 102H75V103H73ZM16 103H18V104H16ZM53 104L54 105L55 104H61V102H60V100H58L57 102H54ZM69 104L72 108L71 107L69 108ZM154 104L156 105V107L154 106ZM163 104H165L164 107H162ZM176 104H178V105H176ZM256 104H258V105H256ZM45 105H47V104H45ZM157 105L158 106L160 105V107H158ZM140 106H141V108H140ZM245 107H247V108H245ZM257 108H258V110H257ZM41 109H44V107L42 106ZM174 109H176V110H174ZM68 110L73 112V114ZM139 110H141V111H139ZM10 114H11L12 120H14L15 123L17 122L16 127L14 128V131H13V133L16 136V137H13V138H16L14 143L17 144L18 140L20 139V141H21V139H22L20 137L21 136L23 137L22 132H20V129L17 127V126L22 127L21 121H22L23 117L20 116V121H19V120H17L15 115H13L11 112H10ZM136 114L139 116L142 114L141 115V116H143L142 119L141 118H139V119H141L143 121V124L141 123L142 124L141 125L138 123V122H140V120L136 116L137 121L134 123V126H135V128H137V127L140 128V130H138L134 133L135 130H133V129H132L133 131L129 130V128L126 127V123L129 122V120L133 116H135ZM146 115H148V116H146ZM234 115H236V116L234 117ZM128 117H129V119H128ZM81 119H83V120H81ZM262 120H263V122H262ZM242 121H243V123H242ZM7 122L10 123L9 121H7ZM41 125H40V128L42 127L41 128L42 130L47 128V126L48 127L50 126V124H47V123H45V125H44V123H41ZM91 126H92V128H91ZM87 127H90V128H87ZM18 130L21 133V135L18 132ZM258 130H259V132H258ZM21 131H22V129H21ZM23 132L25 133L24 130H23ZM194 133L195 132H193V134ZM51 134H54V133H51ZM19 135H20V137H19ZM24 135L26 138V134H24ZM76 135H77V137H76ZM185 135L188 136L189 131H185ZM128 137L130 139L128 141H126ZM135 137H136V139H135ZM34 139H35V137H34ZM133 139L135 140V142ZM120 141H123V143L120 144ZM131 141H133V144ZM256 141H258V142H256ZM126 142H127V144L131 143L132 146L130 144L129 148L126 147V145H127ZM254 143L255 144L257 143L256 145L258 146L260 144V141L255 138ZM44 144H46V143H44ZM242 144L243 143L239 142V144H237V145L241 146ZM251 144H252V142H250V144H249L250 149L255 147V145L253 146ZM74 145H75V147H74ZM117 145H118V147H116ZM115 147H116V149L113 151L112 154H110V152ZM141 148H142V150H139ZM92 149L94 150V152ZM12 150H13V152H12ZM125 150H130V151H127L126 157L124 156V154L126 152ZM159 150L160 149H158V151ZM9 151L10 152H8V158L10 160L9 159L8 160L10 162H13L17 156V150L14 147L13 143L9 146ZM108 151H110V152H108ZM201 151H203V150L201 149ZM145 153H147V150L145 151ZM167 153H169L168 149L165 151V155ZM201 153H203V152H201ZM11 154L13 155V158H12ZM107 154L110 158L109 157L106 158ZM10 155H11V157H10ZM219 155H220V153H219ZM161 157H162V160H160ZM161 157H159L158 160H156V163L158 164V166H160V168L157 171V174L160 173V171L161 172L165 171V168L168 167L167 165H168L169 160L165 159L163 156H161ZM46 159H48V158H46ZM122 159H124V160H122ZM114 164H116V165H114ZM104 165H105V167H104ZM31 166H33L34 168H32ZM102 169H103V171H102ZM162 176H163L162 177L163 180L169 179L167 177V175H165V176L162 175ZM134 178H136V182H135V180H133ZM131 180L134 182H131ZM163 180L161 181L162 182L161 184L162 185L166 184L163 186V188L166 187V189L169 188L170 190L176 189L175 188L176 183H174V182H178V180L173 181V184H172V182H170L168 185L170 187H167L168 180H166L165 183H163ZM127 181L130 182L131 185ZM180 181H181V179H179V183H181ZM122 182H124V183H122ZM257 183L252 185L249 188L250 189L249 193H251V195L253 197L250 195L251 200L248 198V202H246L244 204V207L246 208V209L244 208L245 210H247V209L250 210V208L253 206L250 203H252V201H255L254 199L256 197L262 201L263 206H264V185L261 184V181H257ZM124 186L125 187L127 186L126 190L128 192V195H126L127 192L125 193V190H124L125 187ZM171 186H172V188H171ZM119 188L125 194L122 193L123 194L122 195L120 193L122 191ZM130 188H132V190ZM118 190H119V192H118ZM128 190H131V191H128ZM138 191H139V193H138ZM111 193H113V195ZM118 193L121 194V196L119 195L120 197L118 196V198H117ZM130 194H131V196H130ZM127 196H128V198H127ZM108 197H110L111 200L108 199ZM247 197H248V194H247ZM105 198H107V200L111 201L110 204L108 203L109 201H107ZM116 198L119 200H117ZM31 199H32V201H30ZM114 199H115V201H114ZM28 202H32V203H28ZM113 202H115V203H113ZM160 203L161 202H158V203H156V202L155 203L144 202V205H141V209L143 210L141 213V215H142L141 217L144 220V224H145L144 232L149 236L151 233H152V235L155 233H158L160 231L163 223H165V221H166L167 211H162V205ZM20 204L23 205V207L24 206L25 207L23 208L22 206H20ZM44 205L46 207H49V208H47L48 210L44 208ZM106 205H111V207L112 206L113 207L112 208L110 206L106 207ZM35 209L37 211H35ZM43 209L46 211H44ZM67 209H71V210L69 211L68 216L64 220L65 217H62L61 215ZM252 209H253V211H255L254 213H256V214L263 213V211H264L263 207L261 209L259 207H256L255 205L251 208V210ZM39 211L43 212V214H41L40 216H39V214L41 212L39 213ZM113 212H115V211H113ZM44 213H46V214H44ZM9 217H10L9 220H5L3 218H0V226H3L5 224V222H8V223H12L13 221L16 222L14 220L16 218H14V219L12 218V213H11V215L9 214ZM214 217L216 218L217 215H214ZM27 219L28 218H25L26 221H27ZM1 220H3V221L1 222ZM35 220H32V223ZM37 220L32 225L36 224L38 222ZM63 220H64V223H63ZM202 220L203 219H199V221H198L199 223H197L198 231H200L198 226L201 224ZM26 221H25V223H26ZM88 221H89V224H85ZM21 222L24 223V221L20 220V223ZM72 222H74L75 224ZM97 222H98V224H96ZM102 223H103V225L101 226L100 224H102ZM81 224H82V226H81ZM71 225H72V231L70 230L71 231L70 232L69 229H70ZM249 225H250V226H248L249 228L252 227L251 223ZM89 228L93 229L94 233L92 230L90 232ZM219 228H220V224L218 222V227L214 230L210 231V230H203L201 228L200 229L203 231L202 233H206L208 235L216 236V233L219 232ZM238 228H236V230L234 229L235 232L234 233L232 232L233 234H230V236L226 238L225 242L223 241L221 243V245H222L221 249L217 248V252H216L217 254L215 256H212V257L210 256L211 259H210V257L209 258L205 257L203 259L204 264H253L254 263V261L251 260L250 258H249L250 260L247 259L248 258L247 254L250 252L248 251V247L246 245H244V243H243V240H245L246 238H247L246 241L248 243L252 241V239H250V237L248 235L249 233L247 231V227L244 228L243 226H240V228H242L241 231L239 230L240 228L239 229ZM243 229H244V231H246L245 235L242 234L244 232ZM75 230H77V231H75ZM86 231L89 233H87ZM213 231L215 232L214 234L212 233ZM80 232L78 233L79 237H81ZM238 232H241V233H238ZM77 233H76V235H77ZM71 234L72 235L74 234L75 237L72 236ZM235 234L236 235L239 234V236H236ZM32 239H34V238H32ZM239 239H241V240H239ZM217 240L215 239L214 240L215 242H213V243L217 244L218 243ZM68 241H71V242H68ZM189 246L191 247L192 245H187V246L184 245L183 246L184 249H186L184 251V253L186 255L184 254L183 256H184V259L188 258L186 260L191 259L190 261H192V259H193V261H194V252L195 251H192V250H194L193 246L191 249L189 248ZM186 247H188V248H186ZM175 251H174L173 256L176 257L178 255H180V256L182 255L180 253L181 250L180 251L177 250L178 253H180V254H178L177 251L176 252ZM189 251H192V252H189ZM219 252H220V254H219ZM12 253H14V254H12ZM209 253H207V255H209ZM211 254L212 253H210V255ZM187 255H188V257H185ZM204 255L207 256L206 254H204ZM243 255H245V256H243ZM190 256H192V257H190ZM47 259L49 261L51 259L57 260L58 258H56V257L50 258L49 257ZM85 260L88 261V259H86V258H85ZM93 261H94V263L98 262L99 264L102 262L100 260H98V261L93 260ZM88 264H93V263H88Z\"/></svg>", "mask_w": 264, "mask_h": 264}]
</instances>
